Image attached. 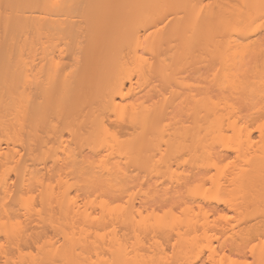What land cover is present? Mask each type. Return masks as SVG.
I'll return each instance as SVG.
<instances>
[{"label":"bare ground","instance_id":"1","mask_svg":"<svg viewBox=\"0 0 264 264\" xmlns=\"http://www.w3.org/2000/svg\"><path fill=\"white\" fill-rule=\"evenodd\" d=\"M262 30L264 0H0V264H75L89 258L103 264H244L238 257L246 258L261 225L238 223L250 219L264 192V134L260 129V140L252 141L236 101L254 92L253 67L264 68ZM202 69L213 78L207 76L208 85L193 94L188 73L203 74ZM255 84L264 89V82ZM184 112L192 126L180 130L178 122L179 130L169 132L170 122ZM253 115L264 116V108ZM112 125L134 135L122 140ZM50 132L61 135L58 146L49 147ZM64 132L74 148L65 144ZM215 147L222 156L234 152L243 166L225 183L213 177L209 189L196 185L189 191L194 200L222 203L238 213L228 228H239L224 229L222 239L226 232L233 235L224 241L209 233L213 227L202 208L148 214L125 191L129 201L123 205H117L122 194L113 203L95 196L97 204L88 197L94 202L81 205L68 181L56 187L32 169L47 158L75 163L89 149L96 157L104 153L92 172L103 173L110 187L128 177L129 167L176 181L180 172L169 171L175 156L202 148L198 156H205L196 160L206 162L199 167L216 169ZM124 164L131 166L126 170ZM89 180L90 186L99 184L98 178ZM138 230L152 235L148 247L140 235L130 240ZM228 240L230 252L240 254L233 251L237 260L225 263L218 250ZM258 243L249 248L250 264H264V242Z\"/></svg>","mask_w":264,"mask_h":264},{"label":"rangeland","instance_id":"2","mask_svg":"<svg viewBox=\"0 0 264 264\" xmlns=\"http://www.w3.org/2000/svg\"><path fill=\"white\" fill-rule=\"evenodd\" d=\"M258 37H260V39H263L264 38V31L262 30L260 33H259V36ZM202 71H203V74H201V71L200 72H194V71H192V72H189L188 73V76L190 77L189 79H188V83H189V85L191 86V91L193 90L194 91V93L193 94H195L196 93V91L197 90H203V88H205L207 85H208V81H209V79L210 78H208L209 76H211V80H212V74L210 73L209 75H208V73H207V71H205V69H202ZM252 77H251V79H250V84H252L251 85V89L254 91L253 93H247V94H242L241 96H240V100L239 101H236L237 102V106L243 111V120H242V124L243 125H246L247 127H248V129H249V131L251 132V134H252V141L254 142V143H257L259 140H260V129H261V126L264 124V116H262V117H257V115H253V113L257 110V109H260V108H264V89H261V92H260V86L258 85V84H255L256 82H264V68H262L260 65H258V67L257 66H254L253 67V69H252ZM208 76V77H207ZM208 80V81H207ZM158 83H155V85H157ZM256 87H255V86ZM189 87V86H188ZM187 87V88H188ZM256 88H257V93H256ZM185 89V88H184ZM190 89L188 88V90L190 91ZM187 90V89H186ZM181 92L183 93V92H187V91H183V90H181ZM189 93V92H188ZM185 113V114H184ZM184 113H182L183 115H179L178 113V115H179V117L177 116L176 118L177 119H175V120H172V122H170V123H172V125H170V129H169V132L171 131V132H173V131H176V127H178V125H180V130H183V129H185V128H183V127H185V126H187V128H189V126L191 125L192 126V117H191V115H190V117H189V115H188V113H186V112H184ZM55 114V113H54ZM50 116V115H49ZM52 116H54V117H52ZM181 116V117H180ZM50 118V117H49ZM54 118H56L55 117V115H51V121H54V122H57V120L55 119L54 120ZM53 119V120H52ZM179 120H181V121H179ZM178 122L180 123V124H178ZM184 124H185V126H184ZM190 126V127H191ZM172 127V128H171ZM175 128V130H174V128ZM181 127H182V129H181ZM186 128V129H187ZM171 129H173V130H171ZM178 130H179V127H178ZM131 131V130H130ZM130 131L129 132H127V131H122L120 128H118V127H116L115 125H112V128H111V132H113V134L114 133H116L117 134V136H119V138H120V136H121V138L120 139H122V140H127V139H129V138H131V136L132 135H134L133 133H132V131H134V130H132L131 131V133H130ZM50 134H52L51 132H50ZM130 134H132L131 136H130ZM54 134H52V135H45V137H46V140L48 139L49 140V147L51 146H58L59 145V139L61 138V135H60V137H58V138H56L55 137V135L53 136ZM48 136V137H47ZM57 136V135H56ZM59 136V135H58ZM62 136H63V140H65L67 143H65V144H69V145H72L71 147H73L74 148V145L72 144V143H70L71 142V139H70V136H69V134L67 133V132H64L63 134H62ZM50 137H52V138H54L55 137V139H52V138H50ZM129 137V138H128ZM57 139H58V142H57ZM48 140H47V142H48ZM53 140H55V141H53ZM70 147V146H69ZM70 147V148H71ZM69 148V149H70ZM72 148V149H73ZM215 150H217V151H215L216 152V165L218 166V168L220 169V170H222L221 171V173H220V170L219 169H217V166H216V169H215V167H211L210 166V169L208 168V169H205V168H203V166H201V167H199V165H202V163L204 162V160H203V162H202V160L200 161L199 160V162L196 160V158H198L199 156L198 155H200V153H201V151H202V148H199L198 150H195V149H193L192 151H193V155H192V153H189V155L187 156V154H181V156L179 157L178 156V158L179 159H181L180 161H179V159L177 158V156H175L171 161L174 163H172V162H170L171 164V166H172V170H171V168H170V170L169 171H171V172H173L174 171V173L175 172H180L179 174H181L182 175V178H180L179 177V179H178V176H180L179 174H177V173H175V174H177V178H175L176 176H175V174H173L174 175V178H175V180L176 181H166V180H169L168 179V177H167V179H165L166 177H164V179H163V176L161 177V176H159V175H157L159 172H157V174H155V175H157V176H159V177H157L156 178V176L155 175H153V174H151L152 176H154V177H151L149 174H148V172L147 173H143V172H146L145 170L143 171V169H142V171L143 172H141L140 171V169H138V170H135L136 169V167L134 168V167H129V166H131V165H129V166H127V167H129L128 169H129V171H128V177L127 178H124V179H118V180H116L117 182H118V184H120V185H115L116 184V182L114 181V182H112L110 185H113V186H115V187H113V186H109V183H107L108 181H107V177H105V176H101V175H104L103 173H101V174H99V172L97 171V169H96V172L100 175V176H97L96 177V179L98 178L99 179V184L96 182V179H95V174H97L96 172H92L93 170H95V168H97L96 166H98L97 165V162L98 161H100V159H97V158H101V160L102 159H106V158H103V156H105L104 155V153H103V156H99V154H97V157H96V154H95V152H94V154L93 153H91L92 151H89V149H84L85 151H84V153L82 152H80L79 154H77V159H76V162L75 163H71L72 162V160L70 161V162H68V160H65L64 159V161L62 162L61 161V163H56V164H54V162L52 161V158H47V159H45V162L43 161H41V164L40 163H38V164H36L37 166H33V170H35V172H36V174L39 172V174H37L39 177L41 176V178L42 177H44L45 178V180L46 181H48V183L49 182H51V185H56V187L58 186V182L61 180V181H68V183L70 184V185H72V187H73V189H72V195L74 196V197H77V200H78V202L81 204V205H83V203L82 202H85V204H91L92 203V201L94 200V198H95V196H96V198H97V202H102L103 200H107L108 201V203L109 202H111V203H113L114 201H115V199L118 197L119 198V196H120V198H122V195H123V193H124V191L126 192L125 194H127V195H133V196H135V197H133V199L135 198V200H133L132 199V195L131 196H129V197H131L130 199L131 200H133L134 202H135V205L136 206H138L139 208H141L142 206H141V204L142 205H144L141 209H143V208H145V209H148V210H146L145 212H149L148 214H152L151 212L153 211V212H155V213H157V215L158 214H160V215H162V214H164L165 212H167V211H170V210H173L174 212H180V210H182L183 209V207L185 206H189V207H192L193 206V208L194 209H196V208H202L201 210L203 211H205V214H206V212L208 213L207 215H208V217L210 218V226L211 227H213V229L215 230H213L212 229V231L211 232H209L210 234L212 233V235H214L215 233V236H219V237H221V239L223 238V234H225V230L224 229H226V228H228L229 226L230 227H232L231 225H234V220L236 219L237 220V217H234V215H236V214H238V213H236V214H234V211H233V209H230V207H228V206H226V205H224V204H220V205H217L216 203H208V202H206V201H203L202 199H200V198H196V200H194V199H192L191 198V193H190V191H191V189L192 188H194V190H196L195 188L197 187V186H199L198 188H200V185H201V187L202 186H204L202 189L203 190H206V189H209L211 186H212V183L214 182V180H216V179H214V178H219V180H221V182L223 183H225L226 182V180H228V177H229V175L232 173V171H234V170H236L237 168H240V167H242L243 166V162L240 160V159H238L237 158V156H236V154L234 153V152H232V151H228V152H226V155L225 156H222V154H220V152H222L223 150H222V148H218V149H216V147L214 148ZM214 149H213V151H214ZM75 150V149H74ZM73 150V151H74ZM72 151V150H71ZM191 151V152H192ZM200 151V152H199ZM69 152V151H68ZM75 152V154H76V151H74ZM73 152V153H74ZM198 152V153H197ZM203 152V151H202ZM78 153V152H77ZM197 153V154H196ZM106 154V153H105ZM192 156H194V157H192ZM197 156H196V155ZM203 154V153H202ZM202 154H201V156H202ZM78 155H81V156H78ZM183 155H184V157H183ZM204 156H205V153L203 154ZM207 155V154H206ZM214 155H215V153H214ZM99 156V157H98ZM199 157V159H201L202 157H204V156H202V157ZM96 157V158H95ZM187 157V158H186ZM189 157V158H188ZM191 157V158H190ZM95 158V159H94ZM195 158V159H194ZM207 158H208V156H207ZM206 158V159H207ZM175 159V160H174ZM185 159H187V161H190L189 162V165H188V163H187V161L185 160ZM192 159H194L195 161L193 162V164H192V162H191V160ZM205 159V158H204ZM47 160V161H46ZM51 162H50V161ZM70 160V159H69ZM175 162H174V161ZM179 162H178V161ZM184 160V162L182 163L181 161H183ZM215 160V159H214ZM77 161L80 163V165H78L79 163H77ZM91 161H93L92 163H91ZM95 161H97L96 163H95ZM125 162V161H124ZM186 162V163H185ZM195 162H198V164H195ZM202 162V163H201ZM206 162V161H205ZM204 162V163H205ZM215 162V161H214ZM231 162V163H230ZM91 163V164H90ZM96 164V166L94 167V169L92 168L95 164ZM99 163V162H98ZM200 163V164H199ZM40 164V165H39ZM58 164V165H57ZM61 164V165H60ZM185 164V165H184ZM187 164V165H186ZM192 164V165H191ZM55 165V166H54ZM199 167L198 169H197V167ZM204 165V164H203ZM206 165H207V163H206ZM91 166V167H90ZM124 166H125V164H124ZM170 166V167H171ZM126 167V166H125ZM125 167H124V169H125ZM127 167H126V170H127ZM131 169V170H130ZM164 169V168H163ZM163 169H161V170H159L160 171V173H162L161 171H163ZM173 169H177L176 171L175 170H173ZM200 169V170H199ZM219 170V173L220 174H222V175H224L223 177H222V179H220L221 178V176L222 175H220L219 173H217V171ZM127 172V171H126ZM224 174H223V173ZM94 174V175H93ZM97 174V175H98ZM164 174V172L162 173V175ZM220 175V177H217V175ZM91 175H93L94 176V178H93V176H91ZM149 175V176H148ZM165 175V174H164ZM167 175V174H166ZM183 175H184V178L186 177V179H187V181L189 182V184H188V186H187V183H185V182H183ZM92 178L93 179V181L94 182H96L97 184L96 185H94V184H92L93 186H90L91 184H90V180H89V178ZM160 177H161V179H160ZM214 177V178H213ZM14 178V177H13ZM212 178H213V182L211 183V181H212ZM180 179H182V180H180ZM185 179V180H186ZM210 179H211V181H210ZM88 180H89V182H88ZM92 181V182H93ZM98 181V180H97ZM165 181V183H163ZM178 181V182H177ZM183 183H182V182ZM171 182H173L172 184H170ZM175 182H177V183H175ZM179 183H180V185H179ZM108 184V185H107ZM164 184V185H163ZM170 184V185H169ZM182 184V185H181ZM186 184V185H185ZM197 185V186H196ZM95 186L97 187L98 186V188H101V190L100 189H98V188H95ZM174 186V187H173ZM178 186H180V187H183V188H181V189H179L178 188ZM55 187V186H54ZM113 187V188H112ZM169 187V188H168ZM187 187V188H186ZM116 188H117V190L118 191H116ZM156 188H157V190H156ZM163 188H168L166 191H168L167 193H166V191L163 189ZM173 188V189H172ZM176 188L177 189H179V190H176ZM115 189V190H114ZM121 189H123V190H121ZM171 191H174V190H176L174 193L173 192H171ZM36 190H38V189H36ZM119 190H121V191H119ZM152 190H153V192H152ZM155 190V191H154ZM160 190V192H158ZM165 191V193L167 194H165L164 193V191ZM190 190V191H189ZM198 190V189H197ZM97 191V192H96ZM100 191V192H99ZM156 191L158 192V193H156ZM177 191H179V192H177ZM257 191L259 192V189H257ZM38 191H35V193H37ZM96 192V193H95ZM99 192V193H98ZM102 192V194H100ZM105 194H104V193ZM123 192V193H122ZM260 192H261V189H260ZM39 193V192H38ZM156 193V194H155ZM173 193V194H172ZM177 193V194H176ZM256 194H257V192H255ZM262 193H264L263 191L261 192V194H260V198L262 197H264V196H261V195H263ZM122 194V195H121ZM135 194V195H134ZM259 194L257 195V197H259ZM98 195V196H97ZM103 195V197H101ZM127 195H123L124 196V200L122 199V202H120L118 199H116V200H118L119 202H117L118 204L117 205H121V203H122V205L123 204H125L126 202H124V201H126V199H128V196ZM90 199H93V200H90ZM79 198V199H78ZM104 198V199H103ZM195 198V197H194ZM259 198V199H260ZM100 199V200H99ZM102 199V200H101ZM259 199L257 200V199H255V203L257 204V206H255V204L254 205H252V208H251V210L252 209H254V210H252V216L250 217V219H248L247 218V220H243V222H239L238 224H239V227L241 226V228H243L242 226H244V228H245V226L246 227H248V226H255V224L257 225V223H259L258 225H261V226H258V230H259V233H260V230H263V229H259V227H264V226H262V224L264 223L263 221H264V209H262L263 211H261L262 213H260V214H258V211L260 212V210H261V208H264V207H260V206H263V204H264V199H260V201H259ZM87 200H89V202L87 201ZM94 200V201H95ZM110 200V201H109ZM257 200V201H256ZM86 201H87V203H86ZM93 201V202H94ZM96 201L94 202V203H96ZM128 201H129V199H128ZM262 204H261V203ZM259 203V204H258ZM11 204V203H10ZM9 204V205H10ZM97 204V203H96ZM116 203H114V204H111V205H115ZM140 205V206H139ZM259 205V206H258ZM184 207V208H185ZM219 207V208H218ZM260 207V209H258ZM145 209H143V210H145ZM197 211L196 212H200V210L199 209H196ZM257 210V211H256ZM203 211V212H204ZM255 212V213H254ZM254 213V214H253ZM145 214H147V213H145ZM200 214H202V213H200ZM258 214V215H257ZM203 215V214H202ZM201 215V216H202ZM254 215H257V216H254ZM206 215H204V217H205ZM238 216V215H237ZM207 217V216H206ZM233 217V219L231 220L230 218H232ZM254 217V218H253ZM256 217V218H255ZM199 218H203V217H199ZM251 218H253V219H251ZM230 219V220H229ZM238 219H239V217H238ZM238 221V220H237ZM236 221V222H237ZM213 222V223H212ZM234 222V223H233ZM262 222V223H261ZM228 223H230V224H228ZM232 223V224H231ZM242 224V225H241ZM238 226H236L235 228H228L227 229V231L229 230V232L231 233L232 231L234 232V230L237 228ZM238 227V228H239ZM221 229V230H220ZM224 230V232H223V230ZM255 229V228H254ZM232 230V231H231ZM237 230V229H236ZM131 231V230H130ZM130 231L128 230V232L130 233ZM139 231V230H138ZM238 231H239V229H238ZM124 232V230L122 231V233ZM127 232V230L125 231V233ZM137 231H135V233H136ZM223 232V233H222ZM120 233H121V230H120ZM134 232H132L130 235V237L129 238H131L132 237V239H130L131 241H132V243H134L133 241H135L136 242V240H134V239H136V237H138L139 235V237L140 238H142L145 242H146V246L148 247L149 246V244H150V240L149 239H151V236L152 235H150L149 237H146L145 236V234L143 235V233L141 232L140 233V231L138 232V233H136V234H133ZM198 233H200L201 234V232L199 231ZM214 233V234H213ZM222 233V234H221ZM228 234V232H226V235H228V236H226V235H224V239H225V237H230L231 236V234ZM258 233V232H257ZM259 233H258V236H256V235H254V236H256V240L255 239H253L250 243V245L248 246V248H247V250H245V254H243V255H245V257L246 258H242V257H244V256H242L241 257V255H242V253H241V255L238 257V260L242 263H244V264H246V262H247V264H250V262H253L254 261V259H252V258H254V257H251L252 255H251V251H250V249L249 248H251V250H252V247H250V246H254V245H256V243L257 242H259L258 244H260V241H261V244H263V240H264V235L262 234V236L261 235H259ZM262 233V232H261ZM260 233V234H261ZM263 233H264V231H263ZM128 234V233H127ZM129 235V234H128ZM135 236V237H134ZM233 236V235H232ZM231 236V237H232ZM173 238H175V236H173ZM255 238V237H254ZM263 238V239H262ZM224 239H222V241H224ZM227 239H229V238H227ZM226 239V240H227ZM260 240V241H259ZM149 241V242H148ZM152 242V241H151ZM175 242V240L173 241V239L171 240V243H169L167 246H166V248H167V250H168V253H170L171 254V251H172V248H173V246H172V244ZM229 242H231V240H228L227 241V243H225L226 245H227V247H221L220 248V250H218V251H220V253L222 254V257H223V255H226V257H227V259H225V257H224V259L226 260H224L225 261V263L226 262H228V258H231V260H235L236 258H237V256H238V254H240V253H238L237 251H234V249L231 251L233 254L231 255V252H230V249L228 248V246L230 245V248L232 247L231 246V244L229 243ZM148 244V245H147ZM214 244H215V242H214ZM252 244H254V245H252ZM261 244H260V246H261ZM225 245V246H226ZM257 247H259V245L257 246L256 245V247L255 248H257ZM233 248V247H232ZM222 251V252H221ZM237 252L238 254H236V256L234 255L235 253L234 252ZM248 251V252H247ZM219 254V253H218ZM221 254H219L220 256H221ZM218 255V256H219ZM235 257H234V256ZM218 256H217V258H218ZM229 256V257H228ZM231 256V257H230ZM207 257V256H206ZM221 257V258H222ZM241 257V258H240ZM217 258H216V260H217ZM220 258V259H221ZM90 260L89 261H87L86 262V260L84 261V260H82L83 261V263H82V261L81 260H79V261H77V263H75V264H103L104 262H105V260H103V261H96L97 260V258L96 259H92V258H89ZM104 259H106V258H104ZM245 259V260H244ZM222 260V259H221ZM222 260V261H223ZM230 260V259H229ZM237 260V259H236ZM80 261H81V263H80ZM217 261H219V259L217 260ZM216 261V262H217ZM85 262V263H84ZM220 262V261H219ZM219 262H217L218 264H219ZM62 263V262H61ZM60 262H58L57 264H61ZM207 264H209V263H207Z\"/></svg>","mask_w":264,"mask_h":264},{"label":"snow or ice","instance_id":"3","mask_svg":"<svg viewBox=\"0 0 264 264\" xmlns=\"http://www.w3.org/2000/svg\"><path fill=\"white\" fill-rule=\"evenodd\" d=\"M261 132H262V134H264V127L261 128ZM3 247H4V245L3 244H0V248H3Z\"/></svg>","mask_w":264,"mask_h":264}]
</instances>
